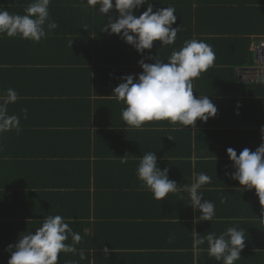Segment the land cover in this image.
Returning <instances> with one entry per match:
<instances>
[{"label":"crops","instance_id":"crops-1","mask_svg":"<svg viewBox=\"0 0 264 264\" xmlns=\"http://www.w3.org/2000/svg\"><path fill=\"white\" fill-rule=\"evenodd\" d=\"M30 2L0 0V6L10 13L24 14ZM151 2L154 11L175 7L177 20L172 27L181 30L174 45L161 48V42L154 41L151 50L139 54L117 34L103 31L108 16L99 13V5L95 11L82 6L79 0H51L50 16L58 27L39 43L18 37L0 38V65L8 70V75L0 74V93L12 88L19 94L20 98L8 110L20 118L21 128L19 133L13 130L0 136L3 147L0 186L11 181L21 191L31 194L15 201L13 210H9L12 216L5 218V223L20 222L14 220L13 212L24 214L34 209L39 212L36 214H42L45 205L32 192L50 189L44 184L53 181L58 174L56 170L76 161L79 154L86 160H100L98 188H94V179L90 180L96 199L92 207L97 213L109 210L112 214L109 208L113 200L122 204L123 221L120 218L119 221L125 223L132 218L134 222L131 236L134 253L165 256L173 252L172 256L181 260L177 252L183 251L181 245L190 239L183 224L194 222L200 213L190 206L187 192L170 193L163 201L154 199L137 178L140 157L147 151L155 152L161 170L168 168L169 178L178 186L190 185L193 174L203 172L212 178L206 184L210 191L237 188L236 180L225 175L234 171L226 150L233 148L239 155L244 148L255 151L264 142L261 133L264 68L255 57V47L264 39V0ZM146 7L134 10L135 14H141ZM110 15L115 17L118 12L113 9ZM193 38L211 45L216 55L214 65L195 80L193 95H208L218 109L217 115L207 122L198 119L195 128L176 127L167 121L152 122L144 131L127 127L121 116L125 105L111 96L113 89L123 82L120 77L141 73L138 61L149 55L159 56L168 63L172 50H179L185 40ZM247 54H254V64H243ZM145 62L154 63V60ZM222 104L224 108L220 107ZM17 152L19 157L14 158ZM120 157L127 163H118ZM207 160L213 162L212 167L205 164ZM211 197L218 199L214 193L203 196ZM231 200L235 199L228 202ZM228 208L232 212L231 206ZM216 212H219L217 207ZM197 224L191 231L197 233ZM161 226L169 227L172 232L159 231ZM7 232L4 230V235ZM126 235L119 243L125 244ZM245 238V244H251L250 238ZM141 239L149 244L147 248ZM162 239H168L175 248L171 250L167 241L163 247L154 245ZM190 253L198 256L195 247ZM144 257L137 254L138 264H142Z\"/></svg>","mask_w":264,"mask_h":264},{"label":"clouds","instance_id":"clouds-1","mask_svg":"<svg viewBox=\"0 0 264 264\" xmlns=\"http://www.w3.org/2000/svg\"><path fill=\"white\" fill-rule=\"evenodd\" d=\"M84 7H90L108 16L104 26L105 32L117 34L127 44L133 46L139 54L153 48L154 41L161 42V48L175 44L181 27H172L177 20L175 7L167 6L154 11L151 0H79ZM51 0H31L24 8V14L10 13L0 6V38H20L39 43L58 27L50 16ZM147 5L141 14H135ZM115 9L118 15H110ZM86 29V28H85ZM154 60L146 63L145 60ZM216 55L211 45L195 38L185 40L179 49H173L167 57L168 63L159 56L151 55L138 61L142 72L120 77L123 81L113 89L111 96L118 103H123L121 116L129 128L144 131L152 122L167 121L176 127H196V121L207 122L217 115V107L208 95L194 97V82L208 71L215 63ZM135 81V82H134ZM19 94L12 88L0 93V136L6 132L19 133L20 118L9 114V105L16 103ZM27 119V109L23 110ZM238 114V113H237ZM264 140V125L261 126ZM172 140L170 137H168ZM2 151V148H0ZM227 155L232 162L233 172L225 175L239 182L242 190L255 189L259 202L264 206V142L255 151L244 148L239 155L233 148H228ZM121 163L127 160L121 157ZM169 169L161 170L157 155L153 151L145 152L139 159L136 175L141 186L150 191L153 198L163 201L171 194L187 192L190 206L200 215L194 218V223L200 221L214 222L216 220V205L211 200H204L202 189L210 184L212 178L206 173H194L190 185L178 186L169 178ZM182 199V197H181ZM221 204L227 203L226 197L220 198ZM261 215H264L262 207ZM69 237L72 243L69 244ZM193 246L207 244L208 256L219 264H235L241 258L245 248V229L239 226L228 227L217 235L209 232L206 236L192 231ZM82 236L73 231L69 223L61 215H48L35 233L20 235L14 244L5 249L10 253L7 264H59L61 253H76V245ZM203 251V249H201ZM107 255L109 249H103ZM84 259L83 251L79 253Z\"/></svg>","mask_w":264,"mask_h":264},{"label":"trees","instance_id":"trees-1","mask_svg":"<svg viewBox=\"0 0 264 264\" xmlns=\"http://www.w3.org/2000/svg\"><path fill=\"white\" fill-rule=\"evenodd\" d=\"M226 64L229 65L230 63ZM243 64H254V54H247V58L244 59ZM3 66L4 65H0V74H6V71H8L6 67ZM194 97L198 98L199 96L194 95ZM224 105L225 104H222L220 107L224 108ZM0 148L3 149L2 145H0ZM18 153L19 152L14 155V158L19 157ZM1 162L2 161H0V166L2 164ZM91 162L94 163V167ZM117 162L121 163V157ZM10 163H12V161H10ZM99 163L100 160H86V158L78 154L76 161L68 163V165L65 168H61V170H56L58 174L55 175L53 181L50 180L51 182L49 184H44L45 187H49L50 189H44L45 191L39 193L32 192L39 195L41 197V201H39L45 205L40 211L42 214H36L39 212H36L34 209L28 210L24 214H16L13 212L16 217L14 220H19L20 222L13 223L12 225L3 221L6 220L5 218L12 216V212L9 210H13L12 206L15 204L16 200H24V197H30L31 194L21 191L22 189L17 187L18 184H16L17 186L11 184V181L7 182L5 186H0V264H7L10 258V253L4 250L9 244H14L23 233L27 234L32 231L34 234L35 229L42 225L44 217L41 218V216L47 217L48 215L57 214L63 216L73 231L82 236V240L76 245L77 252L75 254L61 253L60 258L58 257L59 264H138V259L140 260V258L138 257L137 259V254L141 257L145 255L142 264H219L214 258L208 256V245L206 243L195 247L198 250V256L190 253L194 248L191 231L195 225L194 222L183 224L186 227V235H189L190 239L187 244L181 245V248L184 249L180 250L183 251L177 252L181 254V260L172 256L174 254L173 252L165 256L154 255L155 253L152 255L153 252L134 253L133 250L135 249L133 248L135 245L132 244L131 241L134 222L132 218L125 221L127 224L119 221V218L122 220L124 213L122 212L123 208L120 207L122 204L119 201L113 200L111 203L112 207L109 208L112 214L109 210H104L103 213L102 211L97 213V210L92 207L96 199L91 191L90 180L93 178L94 188H98L100 184ZM205 164L212 167L213 162L207 160ZM10 166L14 167L16 165ZM207 172L211 175L209 171ZM226 185L230 184L226 182ZM234 185L237 186L234 190H229V188H231L229 187L219 192L210 191L206 185L204 186V195L208 196V194L214 193L217 195L218 199L214 197H202V201H210L213 199L216 202V207L219 212H216L217 222L205 223L201 221L198 223L197 234L206 236L209 232H214L219 235L228 227H242L245 229V236L248 237V240L250 238L249 241L251 244H245V248L241 252V258L235 263L264 264V215H261V210L264 206L260 204L255 189L242 190L243 186H241L238 181L234 182ZM84 187H86L85 192L82 191ZM221 197L227 198L226 204L220 203ZM231 198L235 200L228 202ZM106 200L109 201V199ZM228 206H231L232 212L228 211ZM31 216L37 219L30 218ZM163 216L165 215L163 214ZM6 229L9 233L7 232V234L4 235V230ZM182 229L185 230L184 227H182ZM159 231L172 232L169 227L163 226L159 228ZM125 233L130 237L126 235L127 239L125 240V244H121L119 240L125 237ZM141 241L146 248L149 246V244H144L145 239H141ZM161 241L164 243L161 244ZM161 241L154 245L158 247L162 245L163 247L165 241H167V246L171 247V250L175 248V245L173 243L170 244L168 239H162ZM66 242L71 244V237H69ZM104 248L109 249L107 255L104 254ZM176 248L179 249V244ZM201 249H203V251ZM80 251H83L84 259L80 258Z\"/></svg>","mask_w":264,"mask_h":264},{"label":"built area","instance_id":"built-area-1","mask_svg":"<svg viewBox=\"0 0 264 264\" xmlns=\"http://www.w3.org/2000/svg\"><path fill=\"white\" fill-rule=\"evenodd\" d=\"M255 57L257 64L264 68V39H261L255 47Z\"/></svg>","mask_w":264,"mask_h":264}]
</instances>
